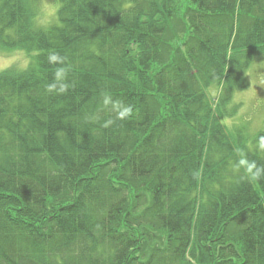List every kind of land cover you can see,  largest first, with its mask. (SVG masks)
<instances>
[{
    "label": "trees",
    "instance_id": "16d2710c",
    "mask_svg": "<svg viewBox=\"0 0 264 264\" xmlns=\"http://www.w3.org/2000/svg\"><path fill=\"white\" fill-rule=\"evenodd\" d=\"M57 2L41 32L33 0H0V47L37 53L0 74V264H264V177L230 170L241 151L264 166V127L231 140L204 94L248 87L264 0Z\"/></svg>",
    "mask_w": 264,
    "mask_h": 264
},
{
    "label": "clouds",
    "instance_id": "9594fccd",
    "mask_svg": "<svg viewBox=\"0 0 264 264\" xmlns=\"http://www.w3.org/2000/svg\"><path fill=\"white\" fill-rule=\"evenodd\" d=\"M60 7L61 5L56 0H38L30 17L31 28L34 31H49L60 22ZM36 55L37 53L34 50L29 51L23 47H0V74L27 72L32 67L33 58ZM47 61L50 65H63L64 62L63 58L55 52L47 56ZM260 83H264V81ZM69 86L67 69L59 66L53 73L52 82L46 85L45 90L49 94L59 95L64 94ZM224 91V79L221 80L216 77L207 84L204 94L212 108H215L220 103ZM102 104L106 110L115 114V120H126L133 114V109L130 105H125L120 100H113L112 97L107 95L103 97ZM112 123H114V120L108 119L103 126L108 127ZM225 123L230 124V121H225ZM255 147L259 151H264V137L259 139ZM230 170L233 174L243 173L241 178L247 177L252 180H259L264 177V166L258 165L254 160H249L243 151L238 154V159L231 164Z\"/></svg>",
    "mask_w": 264,
    "mask_h": 264
},
{
    "label": "rangeland",
    "instance_id": "374dc122",
    "mask_svg": "<svg viewBox=\"0 0 264 264\" xmlns=\"http://www.w3.org/2000/svg\"><path fill=\"white\" fill-rule=\"evenodd\" d=\"M33 1L34 5L38 3V0ZM245 74L249 81L248 87L235 91L225 105L217 104L214 109L218 111L220 119L225 117L224 123L230 121V124L225 123L230 139L235 140L239 135L240 141L248 143L264 127V83H260L264 81V58L255 59ZM243 135L247 137L246 140L242 139Z\"/></svg>",
    "mask_w": 264,
    "mask_h": 264
}]
</instances>
